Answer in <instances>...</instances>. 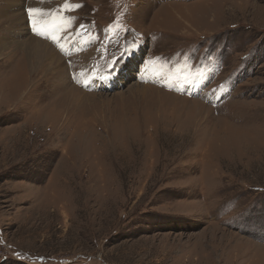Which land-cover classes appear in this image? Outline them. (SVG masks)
<instances>
[{
    "label": "rangeland",
    "instance_id": "374dc122",
    "mask_svg": "<svg viewBox=\"0 0 264 264\" xmlns=\"http://www.w3.org/2000/svg\"><path fill=\"white\" fill-rule=\"evenodd\" d=\"M16 1L0 264H264V0Z\"/></svg>",
    "mask_w": 264,
    "mask_h": 264
},
{
    "label": "bare ground",
    "instance_id": "6f19581e",
    "mask_svg": "<svg viewBox=\"0 0 264 264\" xmlns=\"http://www.w3.org/2000/svg\"><path fill=\"white\" fill-rule=\"evenodd\" d=\"M15 3H16V5H15ZM4 4L5 5H0V17H2V16L4 17V18L2 17V19H0V30L2 31V33H5V35L0 37V61L12 60V58L17 59L19 56H22L21 58L28 65V70L32 76L31 80L39 79L40 80L38 82V84H39L42 80H46L48 78L47 77L48 68L45 65L46 55L44 54L46 46L43 42L36 41L34 38H33V41L27 40V42H24V43L19 42V41L18 42H11L10 41L11 37H9V34H7V33H9L7 28L10 27L11 23H14V22L16 23L17 18H14V17H16L18 15L17 14L11 15V14H9V12L10 11H14V12L18 11L17 9L21 5L19 3H17L16 0H7ZM59 27H60L59 25L52 26L51 30H48V31H50L48 33L60 32L61 28H59ZM11 31H12V29H11ZM7 38L9 40H7ZM85 44L86 43L84 42V44L82 46H85ZM19 45L23 46V50H21V51L15 50V48ZM33 46L35 47V49H33ZM82 56H84L83 59L81 58ZM81 57H80V60H84V58L89 57V55L88 54H82ZM88 60L89 59H85V61H88ZM19 86L21 87L20 82H19ZM84 96H87V95H84Z\"/></svg>",
    "mask_w": 264,
    "mask_h": 264
},
{
    "label": "snow or ice",
    "instance_id": "6c2138e0",
    "mask_svg": "<svg viewBox=\"0 0 264 264\" xmlns=\"http://www.w3.org/2000/svg\"><path fill=\"white\" fill-rule=\"evenodd\" d=\"M29 11H30V13L35 14V13L38 12L39 10H38V9H32V10H29Z\"/></svg>",
    "mask_w": 264,
    "mask_h": 264
}]
</instances>
